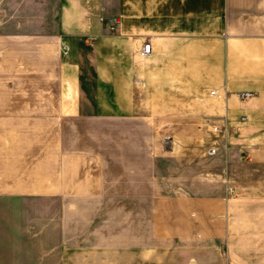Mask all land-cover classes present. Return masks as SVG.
<instances>
[{
	"label": "crops",
	"instance_id": "1",
	"mask_svg": "<svg viewBox=\"0 0 264 264\" xmlns=\"http://www.w3.org/2000/svg\"><path fill=\"white\" fill-rule=\"evenodd\" d=\"M5 77L10 264H264V0H0Z\"/></svg>",
	"mask_w": 264,
	"mask_h": 264
},
{
	"label": "rangeland",
	"instance_id": "2",
	"mask_svg": "<svg viewBox=\"0 0 264 264\" xmlns=\"http://www.w3.org/2000/svg\"><path fill=\"white\" fill-rule=\"evenodd\" d=\"M17 80L20 83L18 99H27L25 78H17ZM8 88V78H0V99H8ZM41 211L42 205L36 202L28 203L21 199H0V250L22 248L28 240L25 229L30 222L26 218L38 215ZM25 260V254L22 252H0V264L19 263Z\"/></svg>",
	"mask_w": 264,
	"mask_h": 264
},
{
	"label": "built area",
	"instance_id": "3",
	"mask_svg": "<svg viewBox=\"0 0 264 264\" xmlns=\"http://www.w3.org/2000/svg\"><path fill=\"white\" fill-rule=\"evenodd\" d=\"M103 21H105V19H102ZM109 23L110 26V30L111 31H115L117 30L118 26H119V19L116 17L113 18H109L108 20H106ZM152 51V44L150 42H147L144 44L143 46V52L142 54L144 56H148L151 54ZM66 54H67V50H66ZM212 96L216 95V91H212L211 92ZM250 94L249 93H242L240 94L241 98H247ZM213 133L217 136L216 140L213 142V144L209 147L208 149V155L210 156H216L220 149L223 148H227L226 144H222L220 142V139L226 138L227 134L231 131L227 126L225 127H219V126H214L213 127ZM223 145V146H222Z\"/></svg>",
	"mask_w": 264,
	"mask_h": 264
}]
</instances>
